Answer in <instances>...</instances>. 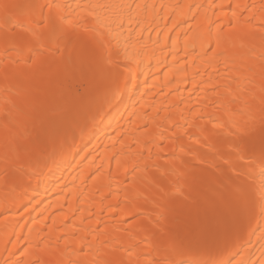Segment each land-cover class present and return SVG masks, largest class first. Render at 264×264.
I'll list each match as a JSON object with an SVG mask.
<instances>
[{
	"label": "bare ground",
	"instance_id": "bare-ground-1",
	"mask_svg": "<svg viewBox=\"0 0 264 264\" xmlns=\"http://www.w3.org/2000/svg\"><path fill=\"white\" fill-rule=\"evenodd\" d=\"M0 264H264V0H0Z\"/></svg>",
	"mask_w": 264,
	"mask_h": 264
},
{
	"label": "rangeland",
	"instance_id": "rangeland-1",
	"mask_svg": "<svg viewBox=\"0 0 264 264\" xmlns=\"http://www.w3.org/2000/svg\"><path fill=\"white\" fill-rule=\"evenodd\" d=\"M78 92H80V90H78Z\"/></svg>",
	"mask_w": 264,
	"mask_h": 264
},
{
	"label": "snow or ice",
	"instance_id": "snow-or-ice-1",
	"mask_svg": "<svg viewBox=\"0 0 264 264\" xmlns=\"http://www.w3.org/2000/svg\"><path fill=\"white\" fill-rule=\"evenodd\" d=\"M50 7V6H49Z\"/></svg>",
	"mask_w": 264,
	"mask_h": 264
}]
</instances>
